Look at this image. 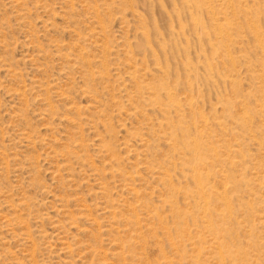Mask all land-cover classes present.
<instances>
[{
  "label": "rangeland",
  "instance_id": "rangeland-1",
  "mask_svg": "<svg viewBox=\"0 0 264 264\" xmlns=\"http://www.w3.org/2000/svg\"><path fill=\"white\" fill-rule=\"evenodd\" d=\"M209 2L219 22L208 5L198 11L186 0H0V264H219L212 243L225 236L226 264H264L257 222L264 215V50L249 30L257 28L264 44V0ZM222 11L235 24L231 40L214 33ZM148 84L174 93L182 109L152 105V92L137 88ZM245 109L253 120L243 119ZM179 117L197 121L218 158L204 149L200 164L180 166L182 153L164 139L172 131L180 140ZM238 143L243 154L228 156ZM196 169L209 170L206 184L236 185L229 222L217 216L224 210L216 202L209 217L196 209ZM166 172L173 187L159 179ZM210 218L218 228H209L212 234L206 233ZM221 223L231 236L219 230ZM122 250L129 251L124 260L117 257Z\"/></svg>",
  "mask_w": 264,
  "mask_h": 264
},
{
  "label": "bare ground",
  "instance_id": "bare-ground-1",
  "mask_svg": "<svg viewBox=\"0 0 264 264\" xmlns=\"http://www.w3.org/2000/svg\"><path fill=\"white\" fill-rule=\"evenodd\" d=\"M210 0H186V3H187V5H188V7L189 8H195V9H197L198 11H201L202 10V7L203 6H205V5H208V8H211V9H209V13H211V15L213 16V17H215V20H217V22H219V19H218V12L217 13H215L214 11H213V8L216 6H214L213 8H212V6L211 7H209V2ZM222 2V1H221ZM220 2V3H221ZM227 2V1H226ZM108 3V2H107ZM211 3H212V1H211ZM217 3V2H216ZM219 3V2H218ZM227 3H229L230 4V1H228ZM232 3V2H231ZM220 5H222V3L220 4ZM231 5V4H230ZM224 6V5H223ZM229 6V5H228ZM218 7V6H217ZM234 7V6H233ZM219 8V7H218ZM226 8V7H225ZM229 8H230V6H229ZM106 10H107V7L105 8ZM221 9V8H220ZM232 9V8H231ZM225 10V9H224ZM230 10V9H229ZM234 10V9H233ZM224 12V13H223ZM233 12V11H232ZM220 13H222V14H224V15H222V16H224V18H223V23H217V24H215L214 25V33H215V35L216 36H218V37H220L221 39H229V40H231L230 39V37H231V33L229 32V31H231V29H233V26L235 25V24H233L232 23V20L230 19V18H228V14H227V12L225 13V11H222V12H220ZM229 14H231V13H229ZM222 18V17H221ZM264 18V17H263ZM221 20V19H220ZM249 21V20H248ZM193 22H194V24H195V26H199V25H201V22H200V20L199 19H197V18H194V20H193ZM103 22H102V20H100L99 19V22H97V24L99 25V27H100V30L99 31H101V34H103L104 33V35H105V33H106V31H104V29H103V27L102 26H104L103 24H102ZM264 25V24H263ZM250 26V25H249ZM91 28V27H90ZM105 28V27H104ZM249 30H250V33H251V35H253V37H254V39H256L258 42H259V44L261 45V50L263 51L264 50V44H263V41H262V39L260 38V34H259V32H258V30H257V28H255V27H251V28H249ZM103 32V33H102ZM106 36V35H105ZM264 39V38H263ZM131 43V42H130ZM106 45H103V46H101L102 47V52L103 51H107L108 49H107V46L105 47ZM136 46V45H135ZM79 49V48H78ZM98 49V48H97ZM107 49V50H106ZM137 49V48H136ZM81 50V49H80ZM244 51V50H243ZM230 53V52H229ZM81 55H80V57H81V59L84 61V62H86L89 66H91V61L89 60V59H87V57H85V55L83 54V53H80ZM228 54V53H227ZM231 54V53H230ZM227 56V59L230 61V62H232V63H235V61H234V57L232 56V55H226ZM105 57V56H104ZM212 57V56H211ZM103 60V59H102ZM130 59H128V61H129ZM132 61V60H131ZM212 62V61H211ZM140 63V62H139ZM103 68H102V71H101V73H100V75H102V76H104L103 74H108L109 73V70H108V68L106 67V64H104L103 63ZM134 65V64H133ZM188 65H191L190 63L188 64ZM231 65V64H230ZM92 67V66H91ZM264 67V66H263ZM100 68V67H99ZM90 69V68H89ZM139 70V69H138ZM136 73H137V69H136V65H134V66H132L131 64L129 65V72H128V75H129V77L130 78H135V75H136ZM95 73L93 72V71H91V76H93ZM99 74V73H98ZM96 75V74H95ZM89 76V75H88ZM99 76V75H98ZM264 84V83H263ZM25 85V84H24ZM105 85V84H104ZM49 86V85H48ZM196 87V86H195ZM137 88H138V92L139 91H143V90H149V91H151L152 92V94H150V102L152 103V105H156V104H158V105H160L161 106V110L164 112H169L170 110H174V111H180L181 109H182V106L179 104V101L177 102V101H175V99L173 98V96H172V94H174V93H170L169 91H167V89L165 88V87H163L162 85H159V84H148V85H145V86H142V85H138L137 86ZM25 92V91H24ZM159 92H163L164 94H165V96H166V101H163L161 98H160V96L158 95V93ZM94 93V92H93ZM226 96V95H225ZM263 96V95H262ZM27 97V96H26ZM199 98V97H198ZM244 98V97H243ZM258 98V97H257ZM218 100V99H217ZM26 102V101H25ZM196 103V102H195ZM187 105H188V107L190 108V109H192L194 106H195V104H194V101L192 100V99H189V101H188V103H187ZM246 105H248V104H246ZM246 107V106H245ZM244 107V108H245ZM249 107V106H248ZM260 107L262 108V106L260 105ZM264 107V106H263ZM74 109H77V110H79L77 107H74ZM237 112V111H236ZM241 112V111H240ZM250 112V111H249ZM248 112V113H249ZM253 113V112H252ZM264 113V112H263ZM247 114V109H245L244 110V112H243V119H245V120H247V119H250V120H253V117L252 118H250L252 115H250L249 117L247 116H245ZM262 114V113H261ZM229 115V114H228ZM241 116V115H240ZM199 118H200V121L204 124L203 126L204 127H206L207 126V118H205L204 117V115H202V114H199V116H198ZM228 117V116H227ZM264 117V116H263ZM168 120V119H167ZM167 120H165V121H167ZM196 120H197V118H196ZM152 121V120H151ZM162 121V120H161ZM240 121V120H239ZM244 122V121H243ZM264 122V121H263ZM245 123V122H244ZM160 124L163 126L165 123H163V122H160ZM171 124V123H170ZM219 124V123H218ZM198 125V126H197ZM202 125V124H201ZM174 126V125H173ZM178 126L180 127L179 129H180V131L183 133L182 134V137L180 138V140H177V139H174V133L172 132V131H169V132H166L165 133V136H164V139H166L167 140V145H168V148L169 149H172V150H179L181 153H182V155H183V157H181L182 158V161H181V163H180V166H182V165H184L185 163H190V164H192V166L193 165H195L196 163H199L201 160H202V153H201V150H203L204 151V149H208L207 150V152H212V154H213V156L214 157H217L218 158V156L220 155L219 154V152L217 151V149H214V146H210V144L209 143H205L206 142V140L204 141V130L203 129H200L199 128V124H197V121H195V120H187L185 117H179V119H178ZM221 126V125H220ZM226 126V125H225ZM175 127V126H174ZM202 127V126H201ZM204 127H202V128H204ZM168 129H169V127H167ZM235 129V128H234ZM191 130H193V131H191ZM168 131V130H167ZM176 131V130H175ZM208 134V133H207ZM254 134H255V132H254ZM251 135L252 136V138H250L251 140H255L254 142L256 143V144H258L257 146H262V143H261V140H259L260 138H256V136L255 135H257V134H255V135ZM259 136H264V129H262L260 132H259ZM258 136V137H259ZM234 137V136H233ZM210 138V137H209ZM224 138V137H223ZM235 138V137H234ZM238 138V137H237ZM206 139V138H205ZM213 139V138H212ZM249 139V138H248ZM218 140V139H217ZM209 141V140H208ZM229 142V141H228ZM244 142V141H243ZM240 143H242L241 141H240ZM209 144V145H208ZM244 144V143H243ZM256 146V147H257ZM243 146H242V144H237L236 146H234V147H232V148H230L229 149V151L227 152L228 154V156L229 155H236V154H243L242 153V148ZM250 147V146H249ZM154 148V147H153ZM244 150V149H243ZM256 150V149H255ZM205 152L206 151H204V155H206L205 154ZM2 153V152H1ZM211 154V155H212ZM245 154V153H244ZM191 156L190 157V159H186V156ZM210 155V156H211ZM210 156H208L207 155V157H209L210 158ZM213 156H211V157H213ZM225 156V155H224ZM204 157V156H203ZM213 157V158H214ZM180 158V159H181ZM205 158H206V156H205ZM212 158V160H215V159H213ZM258 159V158H257ZM260 159V158H259ZM211 160V159H210ZM203 161V160H202ZM208 161V160H207ZM229 161V160H228ZM175 163V162H174ZM202 163V162H201ZM211 163V162H210ZM233 163V162H232ZM264 163V162H263ZM200 164V163H199ZM204 165V164H203ZM208 165V164H207ZM186 167H188V166H186ZM189 167H191V166H189ZM202 167V166H201ZM200 167V168H201ZM193 168H196V167H193ZM197 168H198V166H197ZM202 168H204V167H202ZM210 168H213V165L212 166H210ZM206 169V168H205ZM208 169V168H207ZM214 169V168H213ZM200 169H196V170H194V171H192L193 173H191V180L193 181V183L195 184V187H194V189H196V192H194V196H195V198L198 200V202H197V207H196V209L198 208V209H201V211H200V213H202L203 212V214H204V216H206V217H209V216H211V213L212 212H216V210H215V205H214V202H216L217 204H219V208L220 207H223V210H224V212H222V213H220L219 214V212L217 211V216L219 217V218H221L220 220H222L221 222H223L225 219L224 218H230V216H231V214H233V212H232V210H234V209H232V207H231V205L230 204H232L231 202H232V200L231 199H229V197H230V193H232V192H234V191H236V190H234V189H236L235 188V184H233V182H231L232 184H225V183H222L221 184V186L219 187H215V186H213V184L211 185V184H206L205 183V180L206 179H208L209 177H210V173H209V170H203L204 172H202V171H199ZM214 171V170H213ZM219 171V170H218ZM226 171V170H225ZM228 171V170H227ZM231 171V170H230ZM261 171V170H260ZM249 172V171H248ZM256 172V171H255ZM254 172V173H255ZM229 173V172H228ZM232 172H230V174H231ZM253 173V174H254ZM129 174V173H128ZM186 174V173H185ZM189 175H190V173H188ZM233 174V173H232ZM259 174H261V173H259ZM213 175V174H212ZM224 175V178H222V179H224V180H226L225 182H227V180L229 179V174H223ZM239 176H238V178L240 177V178H242V179H244L247 175H246V173L245 172H240V174H238ZM124 176V175H123ZM185 177H187V175H184ZM254 176V175H253ZM230 177H232V175L230 176ZM259 178V177H258ZM133 179V178H132ZM162 182H164V183H169L170 184V186H172L173 187V183H174V181H173V177H172V175H171V173H169V172H166V173H163V174H161V176H160V178H159ZM232 179H234L235 180V176H233L232 177ZM241 179V180H242ZM246 179V178H245ZM131 180V179H130ZM213 180V179H212ZM218 180V179H217ZM262 180H263V178H262ZM191 181V182H192ZM243 181V180H242ZM257 181V180H256ZM215 182V181H214ZM210 183H211V180H210ZM172 184V185H171ZM194 184H193V186H194ZM261 185H263L264 186V180L260 183ZM256 185V184H255ZM259 185V184H258ZM258 185H256V186H258ZM176 186V185H175ZM174 186V187H175ZM183 186H184V184H183ZM171 187V188H172ZM181 187V186H180ZM179 187V188H180ZM176 188H178V187H176ZM176 188L174 189V192H175V190H176ZM184 189H181L182 190V193H185L187 196H189L188 194H190V190H186L185 188L186 187H183ZM242 188V187H241ZM240 188V189H241ZM264 188V187H263ZM134 190V189H133ZM169 190V189H168ZM180 190V191H181ZM237 190H239V189H237ZM132 191V190H131ZM179 192V190H176V192ZM240 191V190H239ZM261 191V190H260ZM137 192V191H136ZM167 192V191H166ZM169 192V191H168ZM167 192V193H168ZM173 191H171V193H172ZM177 192V194H179ZM170 193V194H171ZM193 193V192H192ZM191 193V194H192ZM236 193H237V191H236ZM247 193V192H246ZM107 194H108V192H107ZM185 194H183V195H185ZM233 194V193H232ZM238 194H239V192H238ZM137 196H138V194H136ZM173 195H175V193L174 194H172V197L171 198H173L174 196ZM192 195V196H193ZM247 195V194H246ZM136 196V197H137ZM163 196H164V193H163ZM169 196H171V195H169ZM193 196V197H194ZM232 196V195H231ZM262 196H264V195H262ZM170 198V199H171ZM186 198V197H185ZM195 198H194V201H195ZM232 198V197H231ZM187 199V198H186ZM165 200H167L166 198H165ZM164 200V201H165ZM190 200V199H189ZM192 200V199H191ZM109 201V200H108ZM236 201V200H235ZM240 201V200H239ZM140 202V201H139ZM162 202V201H161ZM166 202H169V201H166ZM172 202V201H171ZM110 203V202H109ZM138 203V202H137ZM144 203V202H143ZM194 203V202H193ZM145 204V203H144ZM173 204V203H172ZM189 204V203H188ZM143 204H141V206H142ZM214 205V206H213ZM234 205V204H233ZM106 206V205H105ZM146 206V205H145ZM149 209V208H148ZM156 209V208H155ZM217 210H218V208H217ZM127 211V210H126ZM131 211L134 213L135 211H136V208H135V206H134V208H132L131 209ZM171 211V210H170ZM199 211V210H198ZM220 211V210H219ZM262 211V210H261ZM91 212V211H90ZM153 212V211H152ZM158 213V212H157ZM196 213H198V212H196ZM264 213V212H263ZM114 214H116V213H114ZM135 215H137V213H134ZM159 214V213H158ZM178 214V213H177ZM70 215V214H69ZM92 215V214H91ZM117 215H118V213H117ZM159 215H161V214H159ZM172 215V214H171ZM179 215H180V213H179ZM182 215V214H181ZM199 215H201V214H199ZM198 215V216H199ZM235 215V214H234ZM118 216H120V215H118ZM172 216H174V215H172ZM202 216V215H201ZM240 216V215H239ZM154 217H156V215L154 216ZM175 217V216H174ZM176 217H177V215H176ZM215 217V216H214ZM236 217V216H235ZM255 217V216H254ZM140 218V217H139ZM159 218V217H158ZM172 218V217H171ZM180 218V217H179ZM204 218V217H203ZM227 218V219H228ZM156 219V218H155ZM163 219V218H162ZM166 219V218H165ZM164 219V220H165ZM184 219V218H183ZM224 219V220H223ZM237 219V218H236ZM250 219H251V217H250ZM254 219V218H253ZM70 220V219H69ZM96 220V219H95ZM136 220L138 221V218L136 217ZM173 220H176V219H173ZM187 220V219H186ZM201 220H202V218H201ZM205 220H207V219H205ZM220 220H219V222H220ZM258 220V221H257ZM257 220H255V221H257L258 223H259V225H260V228L261 229H264V215L263 216H259L258 217V219ZM166 221V220H165ZM178 221V220H177ZM191 221V220H190ZM214 220L212 219V218H210L208 221H205V223H206V226L208 227V230H209V228L211 229V231L212 230H214V229H218L217 227H216V224H215V222H213ZM230 221V219H228V221H224V222H229ZM245 221L247 222L248 220H246L245 219ZM159 222L161 223V221L159 220ZM219 222H217V223H219ZM239 222V221H238ZM100 223V222H99ZM138 223V222H137ZM164 223V221L162 222V224ZM166 223V222H165ZM178 224H179V221H178ZM180 224H183V223H180ZM185 224V223H184ZM222 224V223H221ZM223 224H225V223H223ZM222 224V225H223ZM240 224H242V223H240ZM247 224H248V222H247ZM95 225V224H94ZM204 225V224H203ZM244 225V224H243ZM252 225V224H251ZM28 226V225H27ZM139 226V225H138ZM219 226H220V224H219ZM248 226H249V224H248ZM163 227V226H162ZM206 227V228H207ZM240 227H243L242 225H240ZM250 227V226H249ZM249 227H246V228H249ZM253 228H254V226H253ZM29 229V228H28ZM27 229V230H28ZM164 229V228H163ZM223 230V232H225V230H224V225H223V227H221L219 230ZM226 230H228L229 231V228H225ZM177 230V229H176ZM231 230V229H230ZM245 230V229H244ZM248 230V229H247ZM246 230V231H247ZM180 231V230H179ZM211 231L209 230L208 232H206V233H211ZM228 231H226V232H228ZM245 231V232H246ZM253 231V230H252ZM30 232V231H29ZM79 232V231H78ZM141 232H143V230L141 231ZM167 232V231H166ZM170 232V231H169ZM168 232V233H169ZM185 232V231H184ZM199 232V231H198ZM219 232H221V231H219ZM225 232V233H226ZM263 232V231H262ZM148 233V232H147ZM167 233V234H168ZM180 232H177V234H179ZM193 233V232H192ZM209 233V234H210ZM213 233V232H212ZM211 233V234H212ZM230 233V234H229ZM231 233H232V231H229L228 232V236H231ZM251 233V232H250ZM264 233V232H263ZM157 234V233H156ZM166 234V235H167ZM170 234H171V232H170ZM208 234V235H209ZM216 234H217V232H216ZM215 234V235H216ZM222 234V233H221ZM192 235V234H191ZM218 235V234H217ZM251 235H253V234H251ZM201 236V235H200ZM211 236V235H210ZM221 236V235H220ZM236 236V235H235ZM216 237V236H215ZM223 237V236H222ZM238 238H239V236H237ZM256 237V236H255ZM121 238V237H120ZM135 238V237H134ZM140 238V236L138 235V238L137 239H139ZM142 238H144V236H142ZM191 238V237H190ZM214 238V237H213ZM221 238V237H220ZM225 238H226V236H225ZM224 238V239H225ZM230 238V237H229ZM229 238H228V240L227 241H229ZM238 238H237V240H238ZM31 239V238H30ZM94 239V238H93ZM215 239V238H214ZM221 239H223V238H221ZM221 239H217L216 238V241H213V243H212V249H214V250H211L212 252L213 251H216L217 252V255L219 256V258L218 259H220V261H222L224 264H226V258H228V256H226V254H229V247L227 246V244H225L224 243V241L223 240H221ZM233 239V238H232ZM232 239H230V241L229 242H231V240ZM236 239V238H235ZM240 239V241H241V238H239ZM97 240V239H96ZM142 239H140L139 241H141ZM236 240V241H237ZM32 241V240H31ZM129 241V240H128ZM127 241V242H128ZM138 241V243H139V245H142V243H140ZM190 241V240H189ZM260 241H262V239L260 240ZM34 242V241H33ZM126 242V243H127ZM142 242V241H141ZM210 243H211V241H209ZM129 243V242H128ZM232 243H235V246H237V242H234V240H233V242ZM238 243H239V241H238ZM64 244V243H63ZM68 244H69V242H68ZM96 244V243H95ZM123 244V243H122ZM131 244V242L129 243V245ZM242 242H240V245H238L237 247H243L242 245ZM246 244H247V242H246ZM260 244V243H259ZM36 245V244H35ZM99 245V244H98ZM129 245L127 246L126 245V247H128L129 248ZM175 245V244H174ZM232 245V244H231ZM244 245H245V243H244ZM233 246V245H232ZM257 246H260V245H257ZM70 247V246H69ZM234 247V246H233ZM246 247V246H245ZM254 247V245L252 246V248ZM255 247H256V245H255ZM131 248H132V246H131ZM131 248H129V250H131L130 251V253L131 254H133L134 252L132 251V250H134L135 248H133V249H131ZM177 248V247H176ZM198 248V247H197ZM201 248V247H200ZM200 248H199V251H200ZM236 248V247H235ZM122 249V248H121ZM127 249V248H126ZM202 249V248H201ZM231 249H233V248H231ZM256 249V248H255ZM236 250H237V248H236ZM258 250H261V248H259L258 247V249H257V252L259 253V251ZM193 251H194V249H193ZM238 251H239V249H238ZM242 251V250H241ZM84 252V251H83ZM129 251L128 250H126V253H128ZM196 252V251H195ZM195 252H193V253H195ZM123 250H122V252H121V254L122 255H120V253L117 255V257H122L123 258ZM126 253H124L125 255H126ZM129 253V254H130ZM207 253V252H206ZM233 253H236V252H233ZM232 253V254H233ZM252 253V252H251ZM68 254V253H67ZM117 254V253H116ZM175 254V253H174ZM212 254H214V253H212ZM238 254H240V253H238ZM245 254V253H244ZM263 254V253H262ZM82 255V254H81ZM168 255V254H167ZM216 255V256H217ZM243 255V254H242ZM242 255H239V256H241V258H242ZM134 256V255H133ZM196 256H198V255H196ZM217 256V257H218ZM230 256V255H229ZM232 256V255H231ZM231 256H230V258H231ZM234 256V255H233ZM232 256V257H233ZM237 256V255H236ZM192 257L194 258L195 256H193L192 255ZM217 257H216V259H217ZM249 257V256H248ZM257 257V256H256ZM119 258V259H120ZM121 258V259H122ZM126 258V257H125ZM132 258V257H131ZM166 258V257H165ZM169 258V257H168ZM199 258V257H198ZM214 258H215V256H214ZM240 257L239 258H237V259H241ZM243 258H245V256L243 257ZM133 259V258H132ZM195 259V258H194ZM201 259V258H200ZM247 259V258H246ZM122 260H124V259H122ZM196 260V259H195ZM249 260V259H248ZM32 261V260H31ZM133 261V260H132ZM140 261H141V259H140ZM139 261V263H143L142 261L140 262ZM167 261H169L170 263L169 264H171V259L170 260H167ZM167 261H166V264H167ZM190 261V260H189ZM205 261V260H204ZM212 261V260H211ZM219 260H217V262H218ZM228 261H229V258H228ZM230 261H231V259H230ZM234 261H236V263L239 261V260H235L234 259ZM242 261H243V259H242ZM244 261H246V262H248L247 260H244ZM255 261V260H254ZM195 262V261H194ZM231 262H233V260L231 261ZM35 263V262H34ZM192 263V262H191ZM205 263V262H204ZM223 263H220L219 262V264H223ZM228 263V262H227ZM234 263V262H233ZM240 263H241V260H240ZM119 264V263H118ZM161 264V263H160ZM193 264H195V263H193ZM216 264V263H215ZM218 264V263H217ZM232 264V263H231ZM239 264V263H238Z\"/></svg>",
  "mask_w": 264,
  "mask_h": 264
}]
</instances>
